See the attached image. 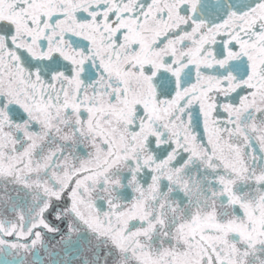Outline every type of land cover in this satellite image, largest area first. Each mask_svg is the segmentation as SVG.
Wrapping results in <instances>:
<instances>
[{"label": "snow or ice", "instance_id": "obj_1", "mask_svg": "<svg viewBox=\"0 0 264 264\" xmlns=\"http://www.w3.org/2000/svg\"><path fill=\"white\" fill-rule=\"evenodd\" d=\"M0 264H264V0H0Z\"/></svg>", "mask_w": 264, "mask_h": 264}]
</instances>
